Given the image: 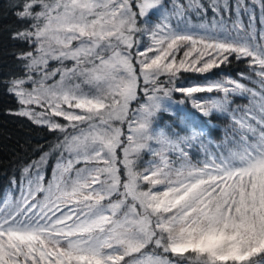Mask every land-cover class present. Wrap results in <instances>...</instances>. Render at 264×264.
<instances>
[{
	"label": "snow or ice",
	"instance_id": "6c2138e0",
	"mask_svg": "<svg viewBox=\"0 0 264 264\" xmlns=\"http://www.w3.org/2000/svg\"><path fill=\"white\" fill-rule=\"evenodd\" d=\"M9 4L26 45L0 81L9 114L57 139L10 179L0 264H264V0ZM233 61L247 71L182 81Z\"/></svg>",
	"mask_w": 264,
	"mask_h": 264
},
{
	"label": "trees",
	"instance_id": "16d2710c",
	"mask_svg": "<svg viewBox=\"0 0 264 264\" xmlns=\"http://www.w3.org/2000/svg\"><path fill=\"white\" fill-rule=\"evenodd\" d=\"M35 10H39L38 8ZM194 19V18H193ZM19 26V22L13 15L9 0H0V81L4 80L9 74H19L21 68L19 62L15 59L13 53L25 49L26 45L19 41L10 38V32ZM144 43H148L145 39ZM183 49L177 55V60L182 58ZM55 62L49 63L50 68H55ZM247 71L243 62L237 63L233 61L228 67H221L214 69L212 72L201 75L197 73H183L182 81L187 83L203 82L205 78L212 80L220 78L221 74L227 73L232 77L236 76L237 72ZM31 87V85H25ZM197 97H214L216 93H197ZM234 105H244L247 103L246 99L240 97H233ZM135 107V104L132 105ZM17 108L16 98L5 91L3 84H0V199L3 198L5 192L12 189L10 179L15 176L19 182L21 178L22 168L31 160L39 158L40 146L47 151L49 145L54 144L57 139V134L51 133L45 127L36 126L29 120L19 118L15 115H10L9 110ZM63 123V120L60 121ZM165 122H170V117L161 113L157 124L160 127L164 126ZM229 126V120L224 115H214L211 120V140L208 144V151H215L213 144H220L226 129ZM189 158L193 163L202 161L204 157V150L193 146L189 152ZM142 159L147 161L154 159L148 154H144ZM169 159L174 166L178 167L182 160L178 155L169 154ZM56 160V155L53 154L46 166V180L51 176L53 170V163Z\"/></svg>",
	"mask_w": 264,
	"mask_h": 264
},
{
	"label": "rangeland",
	"instance_id": "374dc122",
	"mask_svg": "<svg viewBox=\"0 0 264 264\" xmlns=\"http://www.w3.org/2000/svg\"><path fill=\"white\" fill-rule=\"evenodd\" d=\"M9 194H12L13 196L15 195V193L12 192V189H9V190H7V191L5 192L3 198L0 199V201H3L4 199H6V198L9 196Z\"/></svg>",
	"mask_w": 264,
	"mask_h": 264
}]
</instances>
